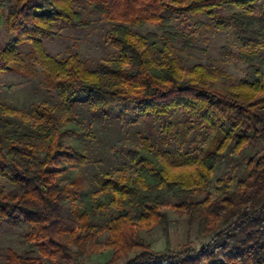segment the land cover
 <instances>
[{"label":"trees","instance_id":"obj_1","mask_svg":"<svg viewBox=\"0 0 264 264\" xmlns=\"http://www.w3.org/2000/svg\"><path fill=\"white\" fill-rule=\"evenodd\" d=\"M78 1L0 0L4 27L14 36L0 43V77L41 75L65 113L73 115L80 102L98 116L124 106L135 122L159 119L167 132L178 128L179 139L189 133L197 143L173 149L165 140L158 145L151 134L142 136L139 147L127 150L134 175L101 170L94 176L98 189L78 203L76 182L62 185L58 179L86 162L82 150L63 141L64 117L43 102L27 114L0 102V175L10 185L0 188V220L25 229L31 244L21 253L9 248L6 264H60L62 257L79 264L98 250L101 235L107 242L100 247L113 249L112 264L122 258V264H264V148L245 161L246 173L235 185L226 175L215 187L213 177L230 150L264 144V5L86 0L110 22L105 40L119 52L93 68L76 53L52 55L44 43L60 37L63 27L90 26ZM148 24L156 30H135ZM203 27L232 30L241 44L236 56L245 64L242 78L209 64H182L178 50L191 48ZM27 41L31 49L25 55L20 45ZM6 114L27 116L36 130L15 129ZM163 191L174 198L178 214L197 221L200 246L156 250L137 238L140 229L156 226L168 233ZM68 202L70 226L63 215Z\"/></svg>","mask_w":264,"mask_h":264},{"label":"rangeland","instance_id":"obj_2","mask_svg":"<svg viewBox=\"0 0 264 264\" xmlns=\"http://www.w3.org/2000/svg\"><path fill=\"white\" fill-rule=\"evenodd\" d=\"M8 0H5L6 3ZM259 5H264V0H258ZM77 7L89 19L90 26L86 29L63 27L58 38H45L44 43L48 51L58 57L64 58L70 53L78 54L81 59L88 62L89 66L96 67L101 61H110L119 55L118 50L105 40L106 30L110 22L95 12L86 0H79ZM4 16H0V43L8 44L14 36L8 34L4 24ZM141 34L155 31L156 25L148 24L144 28H135ZM181 43H176L181 47ZM241 44L235 39L232 30L216 32L213 28L203 27L201 33L194 38L191 48L179 49L178 55L182 64L187 68L194 64L202 63L224 69L228 75L240 79L246 74L245 64L237 58ZM26 55L31 49L30 42L20 45ZM43 77L26 75L24 73L7 72L0 77V102L20 113H30L33 105L46 103L57 108L59 115L64 117V137L66 144H72L82 150L86 162L76 164L67 172H62L58 179L62 185L76 182L79 186L78 203L86 200L98 188L94 176L101 170H108L116 175L121 173L128 176L134 175L130 168L127 150L139 147L141 137L151 134L153 141L161 147L166 145L163 140L170 143L172 148L187 149L190 144H196L194 136L187 133L185 139L178 138V128L167 132L159 119L151 121H134L135 115L130 108L124 106L115 107L108 114L98 116L92 114L89 107L80 102L75 113L68 114L62 109L60 99L55 90L43 82ZM8 86H12L8 89ZM15 129L23 132L36 130L33 121L23 115L19 117L6 114ZM77 129V130H76ZM79 129V130H78ZM75 130V132H73ZM161 142V144L159 143ZM264 144L246 147L240 151L230 150L222 167L214 173L216 182L223 176L230 175L235 181L246 173L245 161L255 153L262 152ZM0 188L7 190L10 185L0 175ZM165 203L164 210L169 215L168 233L162 226L151 229H140L137 238L156 250L164 249L170 245L173 249H180L186 243L200 246L204 239L199 236L197 221H190L187 216L175 211V200L170 193L162 192ZM66 225L70 226L73 220L72 203L65 205L63 213ZM26 230L10 226L4 220H0V264H6V253L9 248L21 253L31 249V244L25 237ZM107 242L106 235L99 237V245ZM90 252L80 259L79 264H112V248H102ZM35 254L40 255L38 247H34ZM73 249H76L73 246ZM131 253L130 256H133ZM45 260V258H44ZM126 258L119 259L115 264H122ZM60 264H77L74 260L62 257Z\"/></svg>","mask_w":264,"mask_h":264}]
</instances>
